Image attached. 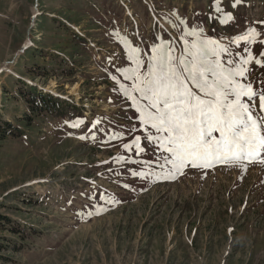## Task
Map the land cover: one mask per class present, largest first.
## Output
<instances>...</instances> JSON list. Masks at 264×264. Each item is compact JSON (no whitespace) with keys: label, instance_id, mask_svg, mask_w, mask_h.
<instances>
[{"label":"rangeland","instance_id":"1","mask_svg":"<svg viewBox=\"0 0 264 264\" xmlns=\"http://www.w3.org/2000/svg\"><path fill=\"white\" fill-rule=\"evenodd\" d=\"M261 22L264 0H0V117L23 129L0 140V264H264V164L158 180L165 153L148 144L150 129L111 78L130 86L116 71L133 66L121 37L146 65L162 41L179 54L185 28L242 53L244 42L232 38L252 27L259 35L243 82L264 91V66L255 63L264 64ZM13 77L82 115L21 119L27 104ZM77 118L80 128L65 123ZM97 120L98 139L80 140ZM136 136L139 155L123 147Z\"/></svg>","mask_w":264,"mask_h":264},{"label":"snow or ice","instance_id":"2","mask_svg":"<svg viewBox=\"0 0 264 264\" xmlns=\"http://www.w3.org/2000/svg\"><path fill=\"white\" fill-rule=\"evenodd\" d=\"M228 15L231 19V14ZM180 23L184 24V21ZM197 27L183 30V48L179 54L172 43L154 44L146 65L141 59V50L131 47L121 37V42L129 49L127 59L133 66L117 67L116 71L124 81L131 83L126 86L116 76L111 78L131 102L140 125L150 129L145 136L148 144L155 143L165 153L164 164L159 165L163 171L157 176L158 180H174L185 174L186 169L242 166L244 162L264 164V115L256 114L257 97L260 112L264 113V91L254 90L251 83L243 82L249 71L246 66L253 61L249 45L255 43L259 33L249 27L243 34L232 38L237 47L244 42L243 52L234 53L229 46L204 37L203 30L198 31ZM187 37L193 39L190 41ZM255 63L264 66L259 59ZM65 123L76 129L85 121L77 118ZM99 123L98 120L92 122L90 136L80 135L78 138L96 141V131H101L97 127ZM117 138L109 135L110 140ZM133 145L137 155L144 152L140 136L123 147L130 150ZM116 159L123 161L125 158ZM131 175L149 178L145 172L134 171ZM100 199H104L103 195ZM95 214L99 215L100 209H96Z\"/></svg>","mask_w":264,"mask_h":264},{"label":"trees","instance_id":"3","mask_svg":"<svg viewBox=\"0 0 264 264\" xmlns=\"http://www.w3.org/2000/svg\"><path fill=\"white\" fill-rule=\"evenodd\" d=\"M73 32V36H77L79 41L82 40L83 43H86L85 38L80 37L75 31ZM11 82L14 83L16 91L27 104V111L23 113L21 119L30 120L33 116L64 117L70 115L69 110H76L78 115H82L77 105L62 96L43 91L35 84L27 83L21 78L13 77ZM14 96L16 97V93H14ZM22 134L23 129L19 125L0 117V140L7 136L18 137Z\"/></svg>","mask_w":264,"mask_h":264}]
</instances>
